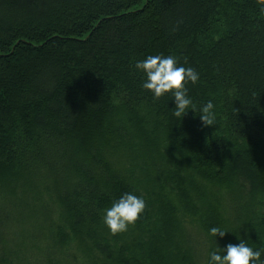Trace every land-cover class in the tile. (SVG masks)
I'll return each instance as SVG.
<instances>
[{
    "label": "trees",
    "instance_id": "1",
    "mask_svg": "<svg viewBox=\"0 0 264 264\" xmlns=\"http://www.w3.org/2000/svg\"><path fill=\"white\" fill-rule=\"evenodd\" d=\"M159 54L199 73L186 85L196 112L178 118L170 94L142 88L135 62ZM209 100L214 125L199 118ZM40 173L63 207L56 245L77 242L90 264H206L240 238L264 248L258 0H0V184ZM131 191L145 210L114 235L104 209Z\"/></svg>",
    "mask_w": 264,
    "mask_h": 264
},
{
    "label": "rangeland",
    "instance_id": "2",
    "mask_svg": "<svg viewBox=\"0 0 264 264\" xmlns=\"http://www.w3.org/2000/svg\"><path fill=\"white\" fill-rule=\"evenodd\" d=\"M162 146L165 149L164 143ZM121 154L123 152L116 154V158L112 157V163L115 168L123 171ZM176 157L186 165L185 154L170 149L165 153L168 162ZM136 159L138 165L133 170L139 176H146V168L142 167L145 164L143 157H133L132 160ZM117 162L120 164L118 167ZM40 174L42 176L35 177L30 184H0V231L4 237L0 251L8 253L7 259L12 264H90L89 253L83 254L77 242H72L66 248L56 245L55 232L62 222L63 207L55 185L43 173ZM147 180L145 178L142 181ZM49 185L54 194L48 192ZM154 208H151L152 212ZM83 249L89 251L86 247Z\"/></svg>",
    "mask_w": 264,
    "mask_h": 264
},
{
    "label": "clouds",
    "instance_id": "3",
    "mask_svg": "<svg viewBox=\"0 0 264 264\" xmlns=\"http://www.w3.org/2000/svg\"><path fill=\"white\" fill-rule=\"evenodd\" d=\"M258 6L264 12V0H258ZM135 68L143 77L142 88L150 91L153 101L159 100L166 94L172 96L175 107L173 114L184 117L189 111L196 112V105L188 94L186 86L199 80V73L191 66L180 64L173 55H148L135 62ZM200 120L205 125H214L215 113L211 100L199 109ZM143 195L135 191L124 192L111 205L104 209L102 219L112 234L127 231L129 225L134 224L145 210ZM230 230L213 226L210 235L215 238L224 237ZM206 264H264V248H253L247 240L240 238L237 244L228 243L225 247H218L208 254Z\"/></svg>",
    "mask_w": 264,
    "mask_h": 264
}]
</instances>
